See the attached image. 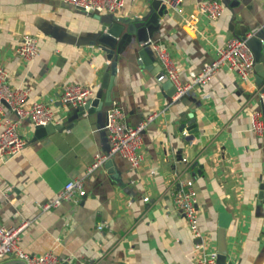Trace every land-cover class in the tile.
Returning a JSON list of instances; mask_svg holds the SVG:
<instances>
[{"label":"crops","instance_id":"1","mask_svg":"<svg viewBox=\"0 0 264 264\" xmlns=\"http://www.w3.org/2000/svg\"><path fill=\"white\" fill-rule=\"evenodd\" d=\"M153 1L125 0L115 14H87L61 0H0V65L11 87L28 89L30 102L50 103L63 121L62 130L36 142L35 128L25 122L26 147L13 158L0 157V226L27 225L20 247L32 255L53 250L66 264H194L201 239L173 204L175 186L192 179L205 252L218 253L224 207L233 217L226 264H264V201L259 198L264 136L251 131L264 84H257L256 75L242 81L224 70L207 86L171 98L158 80L162 66L152 46L165 48L182 81L190 82L230 38L264 29V1L222 0L226 10L220 21L199 16L191 24L187 18L198 15L199 4L207 0H183L185 14L169 12L146 48L152 72L141 63L144 47L135 36L115 55L110 107L81 116L58 102L63 87L71 84L90 87L96 95L111 67L97 43L102 29L115 23L124 27V35L127 20L140 27L154 13ZM25 35L40 47L32 62L16 52ZM113 105L131 126L153 116L144 133V162L133 169L116 155L87 175L95 158L109 152L106 113ZM74 179L84 181L87 195L42 212L40 205ZM0 264L22 263L7 257Z\"/></svg>","mask_w":264,"mask_h":264},{"label":"built area","instance_id":"2","mask_svg":"<svg viewBox=\"0 0 264 264\" xmlns=\"http://www.w3.org/2000/svg\"><path fill=\"white\" fill-rule=\"evenodd\" d=\"M87 14H115L124 7L125 0H61ZM264 1V0H262ZM169 12L184 15L183 0H165ZM225 4L222 0H207L199 4L198 15H190L186 23H195L198 17H204L211 23L220 21L225 14ZM256 31H253V33ZM246 37H232L224 47L219 49L216 58L204 65L190 82H183L176 68L175 62L167 50L159 45L153 46L162 66L163 77L171 81L176 89L175 99H181L196 87H205L211 83L221 71L238 75L242 81H249L255 75V57L248 46ZM17 55L28 62L34 61L40 54L38 40L25 35L16 50ZM158 80L161 81L162 78ZM29 90L11 87L7 71L0 65V157L4 160L20 154L27 145L21 134L25 122L34 128L47 126H62L63 121L56 117L50 103L30 102ZM95 97L90 87L71 84L63 87L58 102L63 107L79 109L88 104ZM261 103L260 111L252 116L251 131L258 137L264 136V90L258 93ZM153 116L137 126L127 124L124 111L113 105L106 113L105 130L109 140V152L95 158L94 163L87 170V175L93 174L110 157L120 155L128 161L133 169H139L144 156L141 152L144 145V133ZM187 162V159H184ZM87 195L84 181L74 179L69 181L55 199L40 205L42 212L59 208L64 202H79ZM149 199L146 198L145 202ZM173 204L176 211L186 220V223L202 245L198 246L199 254L194 264H219L217 252H205L206 240L199 228V206L195 184L192 179L180 180L175 186ZM27 225L19 227L0 226V260L15 257L26 264H66L53 250L42 255H32L20 247L21 235Z\"/></svg>","mask_w":264,"mask_h":264},{"label":"water","instance_id":"3","mask_svg":"<svg viewBox=\"0 0 264 264\" xmlns=\"http://www.w3.org/2000/svg\"><path fill=\"white\" fill-rule=\"evenodd\" d=\"M152 8L154 13L149 17L147 21H141V26L138 27L135 21H124L128 27L126 34L122 35L124 27L115 23H111L102 29L97 38V43L100 45L101 51L107 55V59L111 62L110 71L106 72L103 76L102 84L96 93L95 97L88 102L87 105L78 109L81 116L85 114H95L102 112L104 107H110L112 104L110 91L113 87V78L117 74V62H112L116 54H121L127 45L132 41L133 37L137 38V42L144 49L140 51L141 63L146 67L148 71H153V63L150 60L146 48L151 45V41L161 27V20L169 15V11L162 0H154L152 2ZM251 32L243 31L238 37H246ZM249 48L255 57V75L258 85L264 84V29L254 32L247 41ZM158 79L163 77V73L160 72L157 75ZM161 82L163 88L167 92L168 96L173 98L176 94V89L171 81L163 77ZM108 90L107 97L103 101L104 91ZM194 128L190 127L192 131ZM63 126H47L35 128V136L32 142H36L48 135L53 134L55 131H60ZM193 135V133H192ZM261 201H264V185L261 187V193L259 195ZM219 231H218V262L219 264H226L229 256V250L227 247V231L231 225L233 217L226 211L224 207L219 209ZM22 264H26L22 262Z\"/></svg>","mask_w":264,"mask_h":264}]
</instances>
